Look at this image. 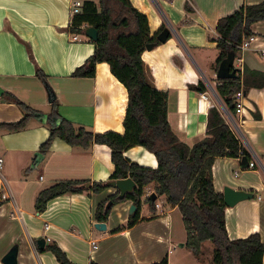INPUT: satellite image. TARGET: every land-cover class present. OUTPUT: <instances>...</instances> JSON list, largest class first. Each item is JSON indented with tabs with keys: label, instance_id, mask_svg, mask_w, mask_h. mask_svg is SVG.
<instances>
[{
	"label": "crops",
	"instance_id": "obj_1",
	"mask_svg": "<svg viewBox=\"0 0 264 264\" xmlns=\"http://www.w3.org/2000/svg\"><path fill=\"white\" fill-rule=\"evenodd\" d=\"M72 1L0 0V123L23 117L5 93L40 113L29 116L21 130L0 128L2 175L9 192V198L0 201V264L13 246L17 247L16 264H60L47 249L49 244H56L74 264H151L165 257L167 264H210L184 246L186 231L180 211L176 205L157 201V195L155 201L160 203L161 212L148 202L145 207L141 204L138 220L117 231L113 230L125 225L131 215L132 200L111 207L106 221H102L105 230L94 227L95 207L117 191L114 187L98 193L61 194L48 200L43 210L35 208L38 193L57 181L86 180L91 184L107 181L113 171L110 149L105 144L83 148L54 138L41 149L50 134L49 124L56 120L50 114L53 103L57 114L75 126L91 132L124 131L127 90L109 65L96 63L91 77L72 76L94 49L92 40L69 30ZM186 1L189 9L185 8ZM261 1L131 0L147 16L150 35L159 32L162 25L170 27L168 39L151 50L145 49L141 57L152 83L168 93L167 120L174 134L189 146L204 138L207 110L217 106L250 154L248 160L254 161L255 165L249 167L241 163V157L218 156L211 174L217 193L222 194L228 186L253 194L250 199L226 206L228 238L258 233L264 243V85L246 89L243 112L231 118L225 117L222 101L215 95L216 23L241 5ZM250 29L258 42H264V20L251 24ZM73 34L78 35V41L71 40ZM237 56L243 59L242 68L264 73V55L258 51L248 49ZM198 82L205 85L203 92L209 102L192 88ZM124 155L141 165H157L154 154L141 145L127 148ZM5 184L0 185V191L6 190ZM153 186L151 182L144 187L141 202L154 193ZM40 238L45 239L42 249L36 243Z\"/></svg>",
	"mask_w": 264,
	"mask_h": 264
},
{
	"label": "trees",
	"instance_id": "obj_2",
	"mask_svg": "<svg viewBox=\"0 0 264 264\" xmlns=\"http://www.w3.org/2000/svg\"><path fill=\"white\" fill-rule=\"evenodd\" d=\"M185 8L189 4L185 2ZM264 20V0L257 4H244L232 13L218 19L215 30L218 34L216 47L218 55L216 66L232 50L238 55L237 45L242 39L253 35L251 24ZM93 26L97 30L93 53L81 65L76 67L72 76L91 77L98 62H106L110 72L127 90V105L123 118V133L115 131L91 132L82 126L60 117L56 112V103L52 104L49 136L41 145L44 150L51 140L59 138L70 145L86 148L92 144H105L110 149L113 171L108 180L130 177L135 182L133 191L124 199H118V192L110 194L94 210L97 221H106L111 207L124 200H132L135 210L125 225L116 227L117 231L132 226L139 218L141 196L144 187L154 183V193L176 205L182 216L186 231L184 246L195 256L200 257V246L210 241L213 264H262L264 243L258 233L245 238L229 239L225 228V208L222 194L213 188L211 166L215 157L246 156L250 154L241 144L217 106L207 110L206 136L191 146L181 141L172 131L167 120L166 90L155 87L142 60L147 43L156 41V35H150L147 16L139 11L131 0H83L80 13L72 16L69 30L71 33H83L82 25ZM164 28L161 26L160 31ZM92 61V65H89ZM40 70L37 74L44 79ZM235 78H217L215 91L229 115L235 114L234 94L250 87L264 85V73L237 69ZM45 85L46 82L44 81ZM197 91L206 90L202 82L192 86ZM48 92L52 90L47 85ZM23 112V117L10 123H0V128L18 131L25 127L29 116L40 115L38 111L20 101L10 93L4 94ZM135 145H141L152 152L156 158V167L141 165L130 160L124 151ZM107 180V181H108ZM86 180H60L42 189L35 199V208H45L48 200L65 193L95 192L109 187L106 181H94L84 187ZM112 201L110 207L106 203ZM145 201L154 208L155 200L150 195ZM50 250L60 264H74L56 245L49 244ZM90 264H97L91 262ZM151 264H167L166 257Z\"/></svg>",
	"mask_w": 264,
	"mask_h": 264
},
{
	"label": "water",
	"instance_id": "obj_3",
	"mask_svg": "<svg viewBox=\"0 0 264 264\" xmlns=\"http://www.w3.org/2000/svg\"><path fill=\"white\" fill-rule=\"evenodd\" d=\"M86 37H88L90 40L92 41H96L97 39V30L93 27V26H87L84 29V32ZM170 34V27L165 26L161 31H159L156 35V41L154 42H150L147 43L145 46L146 50H151L152 48H154L156 45H158V43H164ZM234 51L230 50L226 57L223 58L217 68V72H216V77L217 78H235L237 76L236 71L237 69L234 67L233 65V61H234ZM89 65H92V61H89ZM3 93V89L0 87V96ZM218 101L221 103V101L219 100V97L217 96V94L215 93ZM221 109L223 110V112L225 113V115L229 118L230 115L228 113V111L226 110V108L224 107V105L221 103L220 105ZM241 163L245 164L246 166H248L249 164V160L246 156H242L241 157ZM106 184L110 187H114L117 192H118V199L122 200L124 199L125 195L127 193H130L133 191V188L135 187V182L130 178V177H126V178H119V179H113V180H108L106 181ZM89 183H85L84 187H88ZM152 200L156 199V194L152 193L150 195ZM253 197V194L250 191H245V190H240V189H234L228 186H225L223 188V192H222V199H223V203L227 206V207H231L234 206L237 202L245 200V199H250ZM112 204V201H108L106 203V208L110 207ZM135 205L132 204L130 205L129 214H132V212L135 210ZM94 227L98 230H105L106 229V225L104 222L102 221H97L94 223ZM37 247L42 249L45 243V239L44 238H40L37 240ZM179 246H183V243H180ZM16 253H17V247L13 246L11 247V249L2 257L1 262L3 264H16Z\"/></svg>",
	"mask_w": 264,
	"mask_h": 264
},
{
	"label": "built area",
	"instance_id": "obj_4",
	"mask_svg": "<svg viewBox=\"0 0 264 264\" xmlns=\"http://www.w3.org/2000/svg\"><path fill=\"white\" fill-rule=\"evenodd\" d=\"M82 5H83V0H73L71 2L70 8H69V12L71 16H74L78 13L81 12L82 10ZM83 29H85V27H87L85 24L82 25ZM84 32V31H83ZM73 41H78L79 37L77 34H73L72 39ZM238 48V52H243L245 50H255L258 51L260 54L264 55V42H258V36L257 35H250L247 38L242 39V41L237 45ZM242 57L241 56H235L234 57V61H233V65L236 69H239L240 71L242 70ZM201 99L209 102L208 100V96L206 93L202 92L201 93ZM243 97H244V93L242 90L237 91L234 94V103H235V113L236 114H241L243 112ZM255 165L254 161H249L248 166L249 167H253ZM2 169H3V159L2 157H0V185H4L5 184V180L4 177L2 175ZM6 187V184H5ZM9 198V192L8 189L6 187V190L0 191V201L1 200H5ZM154 207L156 209H160V203L155 201L154 203ZM162 210L160 209V212ZM48 226H45V228H47ZM94 246V242L92 243Z\"/></svg>",
	"mask_w": 264,
	"mask_h": 264
},
{
	"label": "rangeland",
	"instance_id": "obj_5",
	"mask_svg": "<svg viewBox=\"0 0 264 264\" xmlns=\"http://www.w3.org/2000/svg\"><path fill=\"white\" fill-rule=\"evenodd\" d=\"M78 35L82 39L87 38L84 33H79ZM225 117H227V116L225 115ZM153 190H154V186H153ZM144 193H145V190H144ZM162 200L165 201L164 197L158 196L157 201H162ZM141 204L144 205V207L146 206L145 197L142 199ZM200 249H201V254L199 256L201 258H203L204 260H207L210 264H213V262H212V251L214 249L213 244L210 241H206L205 243L201 244Z\"/></svg>",
	"mask_w": 264,
	"mask_h": 264
}]
</instances>
